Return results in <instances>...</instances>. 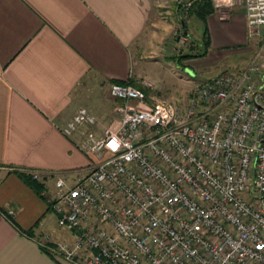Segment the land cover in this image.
<instances>
[{
	"label": "built area",
	"instance_id": "2783aa9c",
	"mask_svg": "<svg viewBox=\"0 0 264 264\" xmlns=\"http://www.w3.org/2000/svg\"><path fill=\"white\" fill-rule=\"evenodd\" d=\"M170 1L184 11L194 2ZM245 16L259 49L234 72L198 81L184 109L147 106L142 88L114 82V125L101 129L79 108L61 128L78 135L86 172L24 171L74 233L59 245L66 259L264 264V0H245Z\"/></svg>",
	"mask_w": 264,
	"mask_h": 264
},
{
	"label": "crops",
	"instance_id": "0c3cea01",
	"mask_svg": "<svg viewBox=\"0 0 264 264\" xmlns=\"http://www.w3.org/2000/svg\"><path fill=\"white\" fill-rule=\"evenodd\" d=\"M167 1L0 0V264H81L83 251L68 260L43 246L71 245L74 233L58 226L42 190L17 172H86L91 158L78 148V135L61 128L79 108L98 122L117 115L110 85L135 84V62L167 48L159 17ZM212 2L204 56L257 52L245 0ZM172 7L169 18L186 36L195 17Z\"/></svg>",
	"mask_w": 264,
	"mask_h": 264
},
{
	"label": "rangeland",
	"instance_id": "374dc122",
	"mask_svg": "<svg viewBox=\"0 0 264 264\" xmlns=\"http://www.w3.org/2000/svg\"><path fill=\"white\" fill-rule=\"evenodd\" d=\"M172 2L168 0L162 3L159 17L162 27L165 30L166 50L161 49L148 56L145 62H135L133 70L135 77V87L142 88L146 93V104L150 106L156 102L171 103L182 110L187 106L193 87L198 81L213 77L224 71L234 72L246 62L252 55L239 53H228L225 56L210 54L209 56L192 57L178 62L175 57L185 53H196L200 50L201 23L192 18L187 21L188 34L183 43L178 39L182 34L179 30V21H174L170 17ZM160 23V24H161ZM178 28V29H177ZM162 42V34L160 37ZM261 41L258 43V49ZM118 121V116L99 120V127H108ZM109 124V125H108ZM99 129V130H101ZM63 229V228H62ZM64 230V229H63ZM48 251L66 259L64 253L60 251L59 245H43Z\"/></svg>",
	"mask_w": 264,
	"mask_h": 264
},
{
	"label": "trees",
	"instance_id": "16d2710c",
	"mask_svg": "<svg viewBox=\"0 0 264 264\" xmlns=\"http://www.w3.org/2000/svg\"><path fill=\"white\" fill-rule=\"evenodd\" d=\"M215 7L212 0H194L191 7L187 10V16H194L202 25V34L200 40V50L196 53H185L175 57L178 62H181L184 59L204 56L208 50L210 44L209 32L206 26V18L214 11ZM185 21V19L183 18ZM118 83H131L129 81H115ZM145 91V90H144ZM17 175L36 193L39 194L43 186L38 181L32 179L28 174L17 172Z\"/></svg>",
	"mask_w": 264,
	"mask_h": 264
},
{
	"label": "water",
	"instance_id": "95a60500",
	"mask_svg": "<svg viewBox=\"0 0 264 264\" xmlns=\"http://www.w3.org/2000/svg\"><path fill=\"white\" fill-rule=\"evenodd\" d=\"M183 27H184V25H183Z\"/></svg>",
	"mask_w": 264,
	"mask_h": 264
}]
</instances>
